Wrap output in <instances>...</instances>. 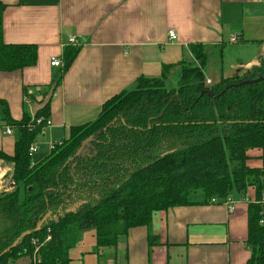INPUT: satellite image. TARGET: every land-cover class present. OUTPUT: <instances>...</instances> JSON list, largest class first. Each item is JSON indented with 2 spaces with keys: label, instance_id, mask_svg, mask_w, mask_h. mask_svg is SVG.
<instances>
[{
  "label": "trees",
  "instance_id": "obj_1",
  "mask_svg": "<svg viewBox=\"0 0 264 264\" xmlns=\"http://www.w3.org/2000/svg\"><path fill=\"white\" fill-rule=\"evenodd\" d=\"M3 10L0 3V72L34 66L36 47L3 43ZM190 51L195 64L180 63L174 89L165 88L170 66L159 79H139L107 101L93 122L53 143L54 150L46 145L30 152L44 127L35 120L49 118V104L19 122L4 114L18 138L12 156L0 153V160L13 166L14 184L11 192L0 194V264L32 261L34 255L36 264H69L70 249L86 231L94 234L97 257L137 227L147 229L151 244L154 213L223 204L234 191L244 194L248 188L255 192V203L248 205L246 264H264V164L247 165L246 155L257 150L264 163V80L228 88L215 99L231 85L264 78V61L241 77L220 74L207 86L205 48L195 45ZM77 54V48L66 47L61 68L38 101L26 91L25 98L40 103L53 85H60ZM26 232L30 235L9 249Z\"/></svg>",
  "mask_w": 264,
  "mask_h": 264
},
{
  "label": "crops",
  "instance_id": "obj_2",
  "mask_svg": "<svg viewBox=\"0 0 264 264\" xmlns=\"http://www.w3.org/2000/svg\"><path fill=\"white\" fill-rule=\"evenodd\" d=\"M0 3L4 6L3 43L37 50L34 66L0 72V153L6 156L14 154L18 130L6 124L4 114L15 122L26 114L32 117L33 103L29 98L27 103L25 91L38 101L59 69L50 66L51 59L62 64L66 47L77 48L78 54L54 89L49 103L51 126H44L32 143L38 147L68 139L72 128L93 122L107 101L131 90L141 78L159 79L166 66L171 67L168 81L174 68L181 72L180 63L193 59L191 46L204 47L208 62L209 57L220 59L216 74L206 77L211 84L218 82L220 74L241 77L264 61V0ZM169 31L176 33V40L168 39ZM70 37H75L76 46L67 44ZM233 37L237 41L231 43ZM7 127L10 134L5 133ZM249 155V165L261 167L258 159L251 160L260 153ZM12 170V164L0 160V190L11 179ZM254 201L255 192L248 188L244 194L234 191L228 203L156 212L151 220L155 238L151 244L145 227L133 228L115 248L101 251L99 257L95 254V264L99 258L101 264H246L250 257L248 205ZM91 242L94 246L93 236Z\"/></svg>",
  "mask_w": 264,
  "mask_h": 264
},
{
  "label": "rangeland",
  "instance_id": "obj_3",
  "mask_svg": "<svg viewBox=\"0 0 264 264\" xmlns=\"http://www.w3.org/2000/svg\"><path fill=\"white\" fill-rule=\"evenodd\" d=\"M184 63H190L192 65L195 64L193 59L192 60H185ZM217 67H221L219 59L216 58V57H215V59H210V57H209V62H208L207 67L205 69L206 77L207 76L211 77V75L216 74ZM172 72H173L172 76L171 77L169 76L168 81H165V88H167V90H171V89H174L176 87L177 82H178V80L180 78V75H181L180 69L177 68V67L174 68L172 70ZM206 84H207V86L214 85V84H211L209 82H206ZM215 99H217V98H215ZM250 152L254 153V152H259V151H257V150H251L250 151V150H248L246 155L249 158V160H250V155H249ZM260 155L258 157H252L251 160L256 161L258 159L260 161V165L263 166L264 163L259 158ZM249 160L247 161V165H249V163H248ZM12 173H13V170H12ZM12 173H11V179H8L7 182L4 184L5 187L0 190V194L2 192H4V191L11 192V191H9L10 189L13 190L14 184H13V180H12ZM8 183H11L12 187L9 188ZM0 186H1V184H0ZM261 201H263V203H264V197H263V199ZM228 202L229 201H227V203ZM252 203H255V201L252 202ZM263 203H261V204H263ZM229 210H232V207H229ZM260 223H261V221H260ZM92 236H93V239L95 240L94 234L92 232H86L85 234H83L82 240L80 242H77L75 244V246L70 249V252H69L70 264H95L97 259H96L95 254L92 253V250H93L92 248L95 247V243H94V246H93L92 242H91ZM101 262H102V259L99 258L98 259V264H101ZM31 263H32V261L29 258H23V259H20V260H18L16 262L9 263V264H31Z\"/></svg>",
  "mask_w": 264,
  "mask_h": 264
},
{
  "label": "water",
  "instance_id": "obj_4",
  "mask_svg": "<svg viewBox=\"0 0 264 264\" xmlns=\"http://www.w3.org/2000/svg\"><path fill=\"white\" fill-rule=\"evenodd\" d=\"M264 80V78H258V79H254V80H247V81H243L239 84H235V85H231L229 87H227L220 95L216 96L215 98H219V96H221L228 88H233V87H238V86H242V85H247V84H251V83H256V82H260ZM54 89H55V86L53 85L46 93V95L44 96V98L42 99V101L40 103H34L32 108H31V116L32 117H36V115L42 111L50 102L52 96H53V92H54ZM85 143L82 144V146L84 145ZM80 153V150H78L77 154L78 155ZM50 214H47L41 221L40 223H38V225L36 226V229L35 231H38L41 226L45 223V221L49 218ZM28 235H30V232H26V233H23L21 234L16 240L15 242L11 245V248H14L17 246V244L23 240L25 237H27ZM8 249V250H9ZM8 250H6L4 253H6ZM3 253V254H4Z\"/></svg>",
  "mask_w": 264,
  "mask_h": 264
},
{
  "label": "built area",
  "instance_id": "obj_5",
  "mask_svg": "<svg viewBox=\"0 0 264 264\" xmlns=\"http://www.w3.org/2000/svg\"><path fill=\"white\" fill-rule=\"evenodd\" d=\"M168 39H169L170 41H174V40H176V33H175L174 31H169V32H168ZM236 41H237L236 37H233V38L230 39V42H231V43H234V42H236ZM67 44H70V45H72V46H76L77 43H76L75 37H70V38L68 39V41H67ZM50 66H51V67H54V68H60V67L62 66V64H61V61H60V60H58L57 58H53V59H51V61H50ZM28 95H31V93H29ZM26 101H27V103H30V101H28V98H26ZM32 118H34V117H32ZM43 122H44V126H46V127H50V126H51V121H50L49 118L46 119L45 121L42 120V119H37V120H35V123H36L37 125H39L40 123H43ZM5 133H6V134H10V133H11V130H10L9 127H7V128L5 129ZM55 146H56L55 144L50 143V144H48V149H49V150H54ZM36 150H37V146H36V145H32L31 148H30V152L33 153V152H35ZM47 240H49V238H47ZM36 251H37V248L35 249V252H36ZM37 262H38V259H37L36 255H34V256H33V259H32V263H33V264H36Z\"/></svg>",
  "mask_w": 264,
  "mask_h": 264
},
{
  "label": "bare ground",
  "instance_id": "obj_6",
  "mask_svg": "<svg viewBox=\"0 0 264 264\" xmlns=\"http://www.w3.org/2000/svg\"><path fill=\"white\" fill-rule=\"evenodd\" d=\"M214 202V201H213Z\"/></svg>",
  "mask_w": 264,
  "mask_h": 264
}]
</instances>
